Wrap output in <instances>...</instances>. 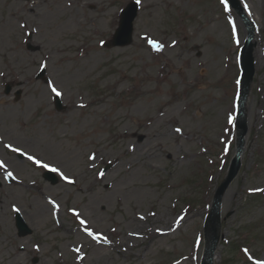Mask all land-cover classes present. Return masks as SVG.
Wrapping results in <instances>:
<instances>
[{
  "label": "rangeland",
  "instance_id": "rangeland-1",
  "mask_svg": "<svg viewBox=\"0 0 264 264\" xmlns=\"http://www.w3.org/2000/svg\"><path fill=\"white\" fill-rule=\"evenodd\" d=\"M132 1L0 0V264H201L215 196L214 264H252L244 249L264 260V0H240L256 74L243 158L224 189L246 26L229 2L141 0L133 43L104 47ZM42 69L65 111L36 79ZM28 155L75 183L55 173L53 185ZM13 206L31 235L18 236Z\"/></svg>",
  "mask_w": 264,
  "mask_h": 264
},
{
  "label": "water",
  "instance_id": "water-1",
  "mask_svg": "<svg viewBox=\"0 0 264 264\" xmlns=\"http://www.w3.org/2000/svg\"><path fill=\"white\" fill-rule=\"evenodd\" d=\"M232 5L239 9L240 14L242 15L243 19L246 21L245 16L243 15L241 9L239 8V4L236 0H231ZM137 17V7L136 4H131L128 6V8L123 12L122 20L120 28L118 29L111 45H107L109 47H116V46H127L132 43V34H133V22ZM250 24L247 22V26ZM249 38L247 42V46L243 50L242 54V68H243V78H242V86H241V96H240V108H239V115L237 120V127L241 133V139L240 143L238 145L236 158L233 161L230 174L228 176L227 182L224 184L222 189H224L232 180L233 178L238 174L239 168H240V157L243 152V146H244V136L247 132V126H246V120H245V111H244V105L246 98L250 91V86L253 81V77L255 75V65H254V58L252 55V47L250 43V38L252 36V28L249 26ZM44 74V73H43ZM41 75L43 77L44 75ZM11 92V86L8 85L6 89V94H9ZM18 97H20V93L18 94ZM56 106L57 109L60 111L62 110V103L59 99H56ZM110 167L106 168L105 171H107ZM45 179L50 181L53 185H56L58 183V178L54 176L51 172H47L45 174ZM1 187V183H0ZM211 224H212V232L213 236L211 238L210 244L207 246L206 252H205V260L203 264H211L216 248L218 246L219 242V236L218 232L220 230V197L217 196L215 200V205L212 211L211 215ZM16 227L19 232L20 237H26L28 235L32 234V230L28 227L24 219L20 214H16ZM209 261V263H208Z\"/></svg>",
  "mask_w": 264,
  "mask_h": 264
},
{
  "label": "snow or ice",
  "instance_id": "snow-or-ice-1",
  "mask_svg": "<svg viewBox=\"0 0 264 264\" xmlns=\"http://www.w3.org/2000/svg\"><path fill=\"white\" fill-rule=\"evenodd\" d=\"M140 2H141V0H136V3H137V4H140ZM220 3H221L222 5H224V10H225V11H228V10H229V7H228V0H220ZM245 7H247V6L245 5ZM230 23H231V22H230ZM233 34H235V27H234V26H233ZM145 39H147V43L151 46V48H152L154 51H156V52H160V51H162V49H163V47H164L162 44H159V43H157L156 41H154V40H152V39H148V38H146V37H145ZM101 43H103V42H101ZM239 83H240V82L237 81V84H239ZM49 88L51 89V92H52L55 96L59 97V96L62 95V93H61L60 91H58L57 87H56L54 84H52L51 82H49ZM81 107H83V105H81ZM234 119H235L234 117H231V116H230L229 119H228V122H229V123H232ZM175 131L179 133V132H181V129H180V128H176ZM5 147H9V148H11V145H5ZM11 150H12L13 152H18V151H20L18 148H11ZM21 155H24V153H21ZM27 159H28L29 161H32L34 164H37V165H39L40 167L47 169V170L50 171V172H53V173L58 174V175L61 177V179L65 180L68 184H73V183H75V181H73V180L69 179L67 176H65L64 173L61 172L59 168L54 167V166H51V165H49V164H47V163H41L40 160L36 159L34 156H31V155H28V156H27ZM90 159H95V157L92 156V157H90ZM4 167H5L4 163H3V162H0V168H4ZM7 176H8V177H13L12 172H7ZM13 178H14V177H13ZM256 191H264V189H256ZM49 203L52 204V207H53V209H54V213L59 211V207H60V206H59L58 204H56L54 201H51V200L49 201ZM13 211L18 212L19 209L16 208L15 206H13ZM71 211H72V214H73V215L79 220L80 225H84V226L86 227V221L83 220V219H80V213L77 212V211H75L74 209H72ZM141 218H143V217H141ZM181 219H183V217H181ZM177 224H179V221H177ZM86 231H87V235H88V236H91L93 239H95V240H97V241H99L100 239H102V237H98V236L94 235V233H93L91 230H88L87 228H86ZM105 242L107 243V240H105ZM76 251L79 252L80 249L78 248V249H76ZM244 254H245L246 256H248V259H249V260H252V264H264V260H253V258H252V257L249 255V253H248V249H244Z\"/></svg>",
  "mask_w": 264,
  "mask_h": 264
},
{
  "label": "bare ground",
  "instance_id": "bare-ground-1",
  "mask_svg": "<svg viewBox=\"0 0 264 264\" xmlns=\"http://www.w3.org/2000/svg\"><path fill=\"white\" fill-rule=\"evenodd\" d=\"M242 158H243V155H242ZM217 259H218V257H217V255H216L215 258H214V262H216Z\"/></svg>",
  "mask_w": 264,
  "mask_h": 264
}]
</instances>
